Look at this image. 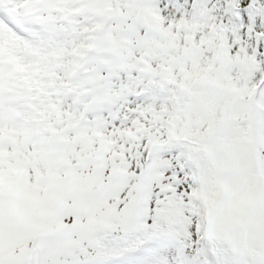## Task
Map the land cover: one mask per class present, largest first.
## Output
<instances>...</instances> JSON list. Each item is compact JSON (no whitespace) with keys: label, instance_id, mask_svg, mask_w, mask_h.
<instances>
[{"label":"snow or ice","instance_id":"obj_1","mask_svg":"<svg viewBox=\"0 0 264 264\" xmlns=\"http://www.w3.org/2000/svg\"><path fill=\"white\" fill-rule=\"evenodd\" d=\"M0 264H264V0H0Z\"/></svg>","mask_w":264,"mask_h":264}]
</instances>
